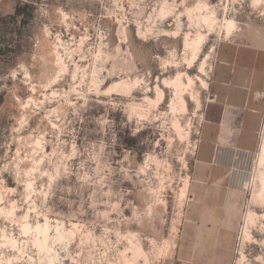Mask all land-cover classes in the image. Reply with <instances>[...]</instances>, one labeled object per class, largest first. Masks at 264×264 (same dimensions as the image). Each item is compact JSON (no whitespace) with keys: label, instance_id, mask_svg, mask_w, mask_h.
Here are the masks:
<instances>
[{"label":"rangeland","instance_id":"rangeland-1","mask_svg":"<svg viewBox=\"0 0 264 264\" xmlns=\"http://www.w3.org/2000/svg\"><path fill=\"white\" fill-rule=\"evenodd\" d=\"M254 1L0 5V264H173L217 45L264 48ZM263 147L264 119L222 168L248 173L242 263L264 264Z\"/></svg>","mask_w":264,"mask_h":264},{"label":"crops","instance_id":"crops-1","mask_svg":"<svg viewBox=\"0 0 264 264\" xmlns=\"http://www.w3.org/2000/svg\"><path fill=\"white\" fill-rule=\"evenodd\" d=\"M0 1L12 13L18 4L33 5L37 0ZM208 92L196 152V162L207 169L190 175L173 264H239L242 260L238 237L248 173L222 168L235 159L248 160L258 149L264 119V48L222 40L215 51ZM245 255L242 264L260 261Z\"/></svg>","mask_w":264,"mask_h":264},{"label":"bare ground","instance_id":"bare-ground-1","mask_svg":"<svg viewBox=\"0 0 264 264\" xmlns=\"http://www.w3.org/2000/svg\"><path fill=\"white\" fill-rule=\"evenodd\" d=\"M261 0H255L254 2L255 3H259ZM185 3V2H184ZM199 3H201V2H199ZM199 6V8L202 6L201 4L200 5H198ZM207 6H208V4L206 5V8H207ZM165 7V6H164ZM170 7V6H169ZM168 8V7H167ZM199 8L197 9V10H199ZM202 8H205V6H203ZM201 8V9H202ZM205 8V9H206ZM163 10V9H162ZM172 10V9H171ZM190 9H188V11H189ZM209 10V9H208ZM165 11V10H164ZM193 11V10H192ZM191 13V12H190ZM164 14H165V12H164ZM207 16V15H206ZM206 16H204V17H206ZM210 21V20H209ZM214 21V20H213ZM211 23V22H210ZM234 28H235V23L233 22V21H229V22H226V30H227V34H228V36L233 32V30H234ZM140 33V32H139ZM198 38V37H197ZM203 39H205V37L203 36V35H199V41L201 42ZM198 41V42H199ZM192 42V41H191ZM190 42V43H191ZM197 42V41H196ZM200 44V43H199ZM195 45V44H194ZM200 47V46H199ZM197 48V47H196ZM198 50V49H197ZM196 51V50H195ZM194 51V52H195ZM196 55V54H195ZM204 65V64H203ZM181 83V82H180ZM179 84V83H178ZM184 84V83H183ZM191 84V83H190ZM182 84H180V86H181ZM206 86L208 87V83H206ZM183 87V86H182ZM182 87H179V88H182ZM182 90V89H181ZM181 100H182V98H181ZM184 100V99H183ZM185 102V101H184ZM183 104V103H182ZM186 104V103H185ZM183 107L185 108V105L183 104ZM263 157H262V160H261V162L263 161V163H264V147H263V155H262ZM248 159V161H251V159H252V157L250 156V157H248L247 158ZM263 163H260V164H263ZM263 167H264V165H263ZM32 185V184H31ZM188 186V185H187ZM187 186H185V188L183 189V191H184V193L186 192V190H187ZM185 194H187V193H185ZM254 203L256 204V205H259V204H264V176L262 177V185H261V188H260V190L258 191V194H256V196H255V198H254ZM255 215L257 216V213H250V215L248 216V222H249V224L251 225V227H252V225L253 224H255ZM262 216H264V215H262ZM44 226H46V225H44ZM29 227V226H28ZM39 228H40V226H38ZM47 227V226H46ZM250 227V226H249ZM25 228V227H24ZM39 228H38V230H39ZM42 228V227H41ZM43 229V228H42ZM47 229H43V231L42 232H44V231H46ZM247 230H249L250 231V229H247ZM40 231V230H39ZM47 232H48V230H47ZM248 234H250V232L248 233ZM251 235V234H250ZM250 235H248L249 237H250ZM252 237V236H251ZM250 237V238H251ZM138 247V246H137ZM142 250V249H141ZM137 252H138V254H140L141 252H140V248L138 249H136L135 250V253L137 254ZM143 252V251H142ZM144 254H145V252H143ZM142 253V254H143ZM141 254V255H142ZM147 262V261H146ZM239 262L240 263H242L240 260H239ZM239 263V264H240Z\"/></svg>","mask_w":264,"mask_h":264},{"label":"trees","instance_id":"trees-1","mask_svg":"<svg viewBox=\"0 0 264 264\" xmlns=\"http://www.w3.org/2000/svg\"><path fill=\"white\" fill-rule=\"evenodd\" d=\"M20 5H24V8H21ZM31 8H32L31 4H19V6L16 7V13H15L14 18H18L22 12H26L28 9H31Z\"/></svg>","mask_w":264,"mask_h":264},{"label":"built area","instance_id":"built-area-1","mask_svg":"<svg viewBox=\"0 0 264 264\" xmlns=\"http://www.w3.org/2000/svg\"><path fill=\"white\" fill-rule=\"evenodd\" d=\"M1 2V1H0ZM244 228H245V225L244 224H242L241 226H240V230H239V237H238V240L241 242V240H242V237H243V231H244ZM237 263V262H236Z\"/></svg>","mask_w":264,"mask_h":264}]
</instances>
